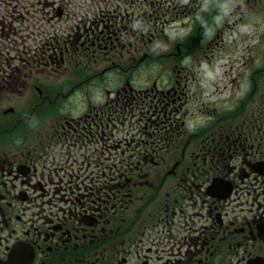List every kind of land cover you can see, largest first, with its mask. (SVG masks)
<instances>
[{"label":"flooded vegetation","instance_id":"obj_1","mask_svg":"<svg viewBox=\"0 0 264 264\" xmlns=\"http://www.w3.org/2000/svg\"><path fill=\"white\" fill-rule=\"evenodd\" d=\"M70 1L0 0V264H264V0Z\"/></svg>","mask_w":264,"mask_h":264},{"label":"rangeland","instance_id":"obj_2","mask_svg":"<svg viewBox=\"0 0 264 264\" xmlns=\"http://www.w3.org/2000/svg\"><path fill=\"white\" fill-rule=\"evenodd\" d=\"M87 0H71L70 1V4L73 5V4H76L74 5L73 7H71V9L74 10V15H78V4L80 2H86ZM152 2V0H148L147 2V6L145 7V13L148 15V14H151L153 9L149 6V4ZM262 22L261 21H258V25H259V30H264V25L261 24ZM72 23H62L60 24L61 26L63 27H67V26H70ZM150 25H153L152 24H149L148 26ZM189 27H190V22L188 20L186 21H182L181 23L180 22H176V23H173V22H160L159 23V27L157 28L159 31H163V33H166L168 34L169 37L175 39V38H182L184 36L187 35V30H189ZM42 40V39H41ZM52 42H54L55 40H51ZM148 69V68H147ZM50 72V71H49ZM153 73V71H150V70H146V76H150L151 74ZM51 75V79L52 78H57L59 77L60 79H62L64 76V74H62V76H60L61 74H58V75H54L53 71L50 72ZM145 76V78H146ZM71 79V76H66V80H70ZM56 93L52 94V95H55ZM94 94H96L94 92Z\"/></svg>","mask_w":264,"mask_h":264},{"label":"clouds","instance_id":"obj_3","mask_svg":"<svg viewBox=\"0 0 264 264\" xmlns=\"http://www.w3.org/2000/svg\"><path fill=\"white\" fill-rule=\"evenodd\" d=\"M241 3H242V0H241ZM221 75L220 72L218 73H208L207 74V83H203V86L204 87H210L211 86V83L216 81L217 78Z\"/></svg>","mask_w":264,"mask_h":264}]
</instances>
